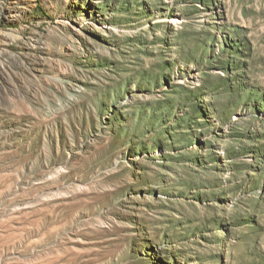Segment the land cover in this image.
<instances>
[{
	"label": "rangeland",
	"instance_id": "rangeland-1",
	"mask_svg": "<svg viewBox=\"0 0 264 264\" xmlns=\"http://www.w3.org/2000/svg\"><path fill=\"white\" fill-rule=\"evenodd\" d=\"M0 264H264V0H0Z\"/></svg>",
	"mask_w": 264,
	"mask_h": 264
},
{
	"label": "bare ground",
	"instance_id": "bare-ground-1",
	"mask_svg": "<svg viewBox=\"0 0 264 264\" xmlns=\"http://www.w3.org/2000/svg\"><path fill=\"white\" fill-rule=\"evenodd\" d=\"M17 1V0H16ZM16 6H18L19 5V1L17 2V3H14ZM14 10V9H13Z\"/></svg>",
	"mask_w": 264,
	"mask_h": 264
}]
</instances>
